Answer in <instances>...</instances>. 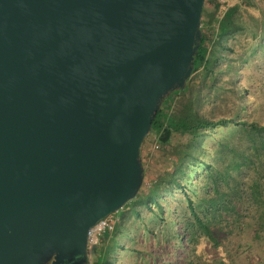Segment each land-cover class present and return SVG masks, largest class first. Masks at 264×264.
Masks as SVG:
<instances>
[{"label":"water","instance_id":"obj_1","mask_svg":"<svg viewBox=\"0 0 264 264\" xmlns=\"http://www.w3.org/2000/svg\"><path fill=\"white\" fill-rule=\"evenodd\" d=\"M206 0H0V264H86L144 181Z\"/></svg>","mask_w":264,"mask_h":264},{"label":"rangeland","instance_id":"obj_2","mask_svg":"<svg viewBox=\"0 0 264 264\" xmlns=\"http://www.w3.org/2000/svg\"><path fill=\"white\" fill-rule=\"evenodd\" d=\"M241 1L237 15L242 28L223 39L212 74L204 76L200 68L189 84L204 89L200 104L208 116L264 124V0ZM219 2H205L201 28L206 32L211 28L205 21ZM155 138L151 130L142 144L144 181L139 191L158 195L165 207L163 219L157 204L151 209L135 201L125 204L109 216L110 229L92 231L86 264H96L113 236L117 247L101 264H185L188 255L193 264H264V136L234 123L202 129L193 157L183 160L173 153L177 137L159 148L153 147ZM167 171L183 184L201 216L212 220L215 215L213 241L198 225L195 243L175 234L173 218L182 220L191 212L183 190L161 189ZM253 187L262 191L259 202Z\"/></svg>","mask_w":264,"mask_h":264},{"label":"trees","instance_id":"obj_3","mask_svg":"<svg viewBox=\"0 0 264 264\" xmlns=\"http://www.w3.org/2000/svg\"><path fill=\"white\" fill-rule=\"evenodd\" d=\"M248 1L250 2V0ZM218 8L219 3H216L215 10L211 13L210 18L205 21V24L209 25L207 27H210L211 29L209 32L202 29V41L195 60L193 72L201 68L203 69L204 76L212 74L213 67L220 56L219 53L221 51L223 39L242 28V24L239 22L237 15L240 6L236 4L227 9L219 22L218 30L215 31V23L217 22L216 12ZM189 79L187 82L188 84H186L184 88L174 90L165 96L161 107L153 120L151 130L152 132H155V139L160 142L161 146L165 144L170 145L172 140L177 137L179 139V144L173 148V153L178 155L182 160L188 156L193 157L192 149L197 145V140L202 133V129L227 126L231 123L241 124L244 129L249 130L251 133L261 135V137L264 136L262 135L264 134V124L262 123L236 120L235 118L228 117L213 118L208 116L202 111L200 104L205 97L203 96L204 89H196L193 84H189ZM184 140L185 142L183 143ZM180 146L183 148L179 149ZM207 166H209V164H207ZM161 185L163 192L164 190L169 191L174 187H179L183 190L187 199L191 217L185 216L182 220L177 217L173 218L171 221L173 226L178 224V227L175 229V234L181 238V241H184L185 239L189 240L191 243H195L197 236L196 225H198L199 228L202 227L203 231L206 233V237L213 241L212 235H214L213 225L215 215L212 220H206L204 216H201L200 212L194 205L193 198L188 194L183 184L175 177L173 172H165ZM252 194L256 202L261 201L262 191L259 188L253 187ZM137 196H139V198ZM132 201H135V204L139 206L146 205L148 209H151L153 204H157L159 206V217L163 219L165 207L160 204L157 194L155 195L153 192L140 194L139 191L137 195L126 204ZM118 212L119 211L115 213ZM117 244L118 242L115 239V236H113V238L108 241L106 250L102 249L100 251L96 264H101L105 258H108L110 252L117 247ZM189 257L190 255L187 256V259L185 258V260H187L185 264H193L192 259L189 260ZM160 264H164V262H161Z\"/></svg>","mask_w":264,"mask_h":264},{"label":"built area","instance_id":"obj_4","mask_svg":"<svg viewBox=\"0 0 264 264\" xmlns=\"http://www.w3.org/2000/svg\"><path fill=\"white\" fill-rule=\"evenodd\" d=\"M230 0H220L219 2V8L216 12V17H217V22L215 23V31L218 30V27H219V22L220 20L222 19V17L224 16L225 12L227 11V9L230 7V3H229ZM241 1V0H239ZM161 145H160V142L155 139L154 140V144H153V147L154 148H159ZM108 218H105L104 220H102L99 224H97L93 229L92 231L97 228V227H100L103 228V230H106V229H110L112 227V225L108 222ZM92 233V232H91Z\"/></svg>","mask_w":264,"mask_h":264},{"label":"crops","instance_id":"obj_5","mask_svg":"<svg viewBox=\"0 0 264 264\" xmlns=\"http://www.w3.org/2000/svg\"><path fill=\"white\" fill-rule=\"evenodd\" d=\"M229 3H230V7L234 6L236 4L239 5V6L242 5V1H239V0H230ZM117 242H118V240H117Z\"/></svg>","mask_w":264,"mask_h":264}]
</instances>
